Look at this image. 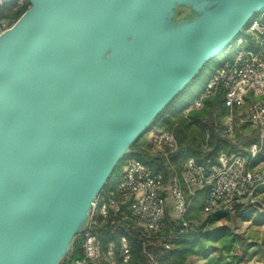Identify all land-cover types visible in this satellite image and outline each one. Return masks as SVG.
<instances>
[{"label":"water","instance_id":"water-1","mask_svg":"<svg viewBox=\"0 0 264 264\" xmlns=\"http://www.w3.org/2000/svg\"><path fill=\"white\" fill-rule=\"evenodd\" d=\"M28 5L0 34V264H60L131 146L264 0Z\"/></svg>","mask_w":264,"mask_h":264},{"label":"built area","instance_id":"built-area-1","mask_svg":"<svg viewBox=\"0 0 264 264\" xmlns=\"http://www.w3.org/2000/svg\"><path fill=\"white\" fill-rule=\"evenodd\" d=\"M0 22V34L9 28ZM231 62L222 64L207 80L203 92L181 113L187 116L203 108L204 101L224 91V108L227 111L223 134L231 137L238 126L254 128L260 141H264V14L252 19L244 35L231 47ZM251 94L254 103L247 112L238 114ZM208 135L202 146L207 150ZM151 153L163 160L167 179L148 165L128 159L120 167L119 179L100 195L94 203L89 227L79 235L81 258L66 264H126L130 260L128 237L138 232V240L152 241L170 249L169 243L178 236H186L193 227L187 213L196 191L206 190L202 213L206 215L234 209H249L264 215V170H257L261 146L248 148V161L235 153L219 151L214 160L199 165L193 158L185 159L175 170L171 156L177 152L175 134L161 126L148 136ZM262 144V143H261ZM170 206V207H169ZM171 209L176 230L168 232L163 241L167 211ZM169 221V220H168ZM108 224L112 236L122 228L117 240L101 239L98 229ZM105 230V229H104ZM108 236V237H109ZM72 253V250L70 254ZM70 254L68 256H70ZM152 264L153 259L148 255Z\"/></svg>","mask_w":264,"mask_h":264},{"label":"trees","instance_id":"trees-1","mask_svg":"<svg viewBox=\"0 0 264 264\" xmlns=\"http://www.w3.org/2000/svg\"><path fill=\"white\" fill-rule=\"evenodd\" d=\"M28 7V1L20 6H16L15 3L4 7L0 6V22H9L11 25L14 24L28 9ZM231 61L232 58L224 57L220 64L216 65L212 64V62L205 64L196 78L172 101V103L157 117V119L152 124L153 126L165 113L168 112L170 108L173 107V111L169 113L168 119L172 120L168 127L173 130L178 145L177 152L170 158L173 164H175V161L178 160L182 164L185 159L191 157L196 161L197 164L204 165L207 160H214L216 154L219 152L217 148L213 151L210 148L211 138L205 132L206 126L204 121L206 118H211L212 116H227V111L224 108V91L219 90L213 98L205 100L203 108L199 111L191 112L187 116H183L181 112L195 99V97H192L189 94V88L196 85L198 79L202 75L208 80L222 64ZM206 135H208L207 150H204L202 146L205 144ZM136 143H134L130 148L131 155L123 158L117 165L116 169L113 171L106 185L102 189L100 195H102L107 190V188L113 184L117 169L123 164L125 160L128 159H134L136 161L145 163L154 172L161 173L165 179H167V175H170V173L165 169L163 160L151 153L150 145H148V149H145L144 147L135 149ZM180 165L177 167V171L179 170ZM251 213H253V211L249 209H244L243 211V215L245 217H249ZM222 219L223 214L221 212L210 214L204 226L198 229L194 228L192 232L186 236H178L175 240L169 243L170 249L168 250L155 244V242H142L138 240L137 238L139 233L135 231L131 236L128 237L130 260L126 264H152L148 258V255L153 259L155 264H185L186 260L192 255L201 256L206 259L210 254V246H208V243L217 242L219 240H221L220 252L225 256L223 259L227 260L226 258H230L233 260V262L230 264H239L241 262V257L230 255L236 241L235 237L228 231V229H217L209 234L205 231L208 225H212L214 222ZM176 229V224L167 220L165 222L164 233L161 236V241L166 238L169 231ZM98 231L100 232L101 239L104 243L110 239L116 244L119 237L124 233L122 228H117L115 229L113 235L109 236L108 233L111 231V228L109 227L108 229V224H106L103 228L98 229ZM71 250L72 253L70 256L66 257V259H64L60 264H66L67 262L75 261L81 258L79 236L74 238ZM244 254L246 253H243V255ZM210 260L214 264H220L221 262V259L219 258H211ZM100 264L107 263L102 262Z\"/></svg>","mask_w":264,"mask_h":264},{"label":"rangeland","instance_id":"rangeland-1","mask_svg":"<svg viewBox=\"0 0 264 264\" xmlns=\"http://www.w3.org/2000/svg\"><path fill=\"white\" fill-rule=\"evenodd\" d=\"M28 0H18L15 2L16 6H20L26 3ZM8 26L11 24L9 22ZM244 35V32L242 33ZM232 54L231 48L225 53L218 55V57L212 61V64H220L224 57H230ZM207 78L201 76L196 85L189 88V94L192 97H198L204 90L205 81ZM252 95L249 94L246 97V105L237 111L238 114H245L248 108L254 103ZM173 111V107L168 110L144 135L135 145V149L144 147L149 148L148 136L151 132L159 129L161 126H169L172 120L169 119V113ZM226 116L218 117L212 116L211 118H206L204 124L206 126L205 132L211 138L210 148L213 151L218 149L219 151H225L228 153L239 154L246 161H248V148L251 144L257 143L261 146V152L259 158L256 160V165L259 164L260 167L257 170L261 171L264 168V141H260V136L258 132L248 126L247 124L238 126L235 129L234 134L231 137H227L223 134L224 123ZM262 143V144H261ZM175 170L181 164L180 161H175ZM121 167V166H120ZM120 167L117 169L114 179L120 174ZM170 175H167V180ZM206 198V190L196 191V196L190 203L187 220L193 229H198L207 221L209 215L202 213V207ZM264 203V201H262ZM170 207V206H169ZM243 209H234L233 211H223V219L214 222L212 225H208L205 229L206 233H212L217 229L226 228L235 237V245L233 246L230 255H235L241 257V262L239 264H264V216H260L257 213H251L249 217L243 215ZM167 217L169 221H172L173 213L171 209L167 211ZM221 240L217 242L208 243L210 254L205 259L201 256H190L185 264H214L210 259L219 258L221 259L220 264L232 263L233 260L230 258L223 259L225 256L220 252ZM243 253H246L243 255ZM243 257V258H242ZM238 264V263H237Z\"/></svg>","mask_w":264,"mask_h":264},{"label":"crops","instance_id":"crops-1","mask_svg":"<svg viewBox=\"0 0 264 264\" xmlns=\"http://www.w3.org/2000/svg\"><path fill=\"white\" fill-rule=\"evenodd\" d=\"M258 167H260L259 164H257V168H258ZM261 169L264 170V168H261ZM118 179H119V176H118L117 178L114 179L113 184H116V182L118 181Z\"/></svg>","mask_w":264,"mask_h":264}]
</instances>
